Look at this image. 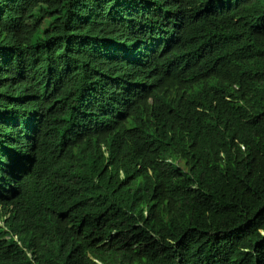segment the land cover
<instances>
[{
	"label": "trees",
	"instance_id": "trees-1",
	"mask_svg": "<svg viewBox=\"0 0 264 264\" xmlns=\"http://www.w3.org/2000/svg\"><path fill=\"white\" fill-rule=\"evenodd\" d=\"M0 222V264H264V0H0Z\"/></svg>",
	"mask_w": 264,
	"mask_h": 264
},
{
	"label": "clouds",
	"instance_id": "clouds-1",
	"mask_svg": "<svg viewBox=\"0 0 264 264\" xmlns=\"http://www.w3.org/2000/svg\"><path fill=\"white\" fill-rule=\"evenodd\" d=\"M0 225H2V223L0 222ZM15 240H17V238H15Z\"/></svg>",
	"mask_w": 264,
	"mask_h": 264
}]
</instances>
